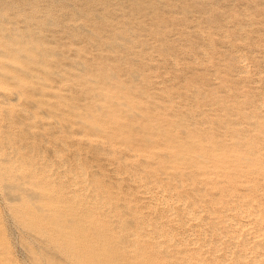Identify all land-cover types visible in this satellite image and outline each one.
<instances>
[{
	"label": "rangeland",
	"instance_id": "374dc122",
	"mask_svg": "<svg viewBox=\"0 0 264 264\" xmlns=\"http://www.w3.org/2000/svg\"><path fill=\"white\" fill-rule=\"evenodd\" d=\"M0 264H264V0H0Z\"/></svg>",
	"mask_w": 264,
	"mask_h": 264
},
{
	"label": "bare ground",
	"instance_id": "6f19581e",
	"mask_svg": "<svg viewBox=\"0 0 264 264\" xmlns=\"http://www.w3.org/2000/svg\"><path fill=\"white\" fill-rule=\"evenodd\" d=\"M178 157H179V156H178ZM182 205H183V204H182ZM180 206H181V205H180ZM168 208H169V207H168ZM169 209H170V208H169ZM200 212H201V210H200ZM194 219H195V218H194ZM232 223H233V222H232ZM236 225H237V224H236ZM236 225H235V226H236ZM241 227H242V224H241ZM191 233H192V232H191ZM157 236H158V235H157ZM193 244H194V243H193ZM228 256H229V254H228Z\"/></svg>",
	"mask_w": 264,
	"mask_h": 264
}]
</instances>
